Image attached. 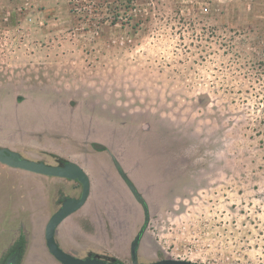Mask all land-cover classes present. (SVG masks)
I'll list each match as a JSON object with an SVG mask.
<instances>
[{"label": "rangeland", "instance_id": "1", "mask_svg": "<svg viewBox=\"0 0 264 264\" xmlns=\"http://www.w3.org/2000/svg\"><path fill=\"white\" fill-rule=\"evenodd\" d=\"M0 146L87 172L56 231L74 256L131 262L144 216L114 158L147 205L140 263L264 264V0H0ZM0 169V264L20 229V264H59L44 227L80 184Z\"/></svg>", "mask_w": 264, "mask_h": 264}, {"label": "water", "instance_id": "2", "mask_svg": "<svg viewBox=\"0 0 264 264\" xmlns=\"http://www.w3.org/2000/svg\"><path fill=\"white\" fill-rule=\"evenodd\" d=\"M93 148L98 151H104L105 146L102 144L94 143ZM117 163V166H122L113 158ZM0 164L12 169L21 170L27 173L40 175L49 178H60L69 181H76L81 185V195L79 198L66 197L61 207L56 210L44 227V242L45 247L50 256L59 264H124L110 255L105 254H88L84 258L74 256L64 251L56 240L57 228L62 224L69 216L80 210L88 201L91 193V181L87 172L77 163L58 158L55 164H47L42 161L32 160L20 157V155L14 151H11L5 147L0 146ZM121 178L127 180L129 183L127 187L136 197L140 203L145 202L142 195L136 189V186L132 183L128 175L122 170ZM144 211H147L146 204H143ZM139 235L136 236L131 245V251L133 253L132 264L139 263L136 255L138 251ZM4 264H18V258L16 256L8 259ZM147 264H199L185 260L176 259H161L149 262Z\"/></svg>", "mask_w": 264, "mask_h": 264}, {"label": "crops", "instance_id": "3", "mask_svg": "<svg viewBox=\"0 0 264 264\" xmlns=\"http://www.w3.org/2000/svg\"><path fill=\"white\" fill-rule=\"evenodd\" d=\"M0 172L1 169H0ZM0 177V210L3 209L4 207H6V203L4 202V199L6 200V198H8L7 200L9 201V206L10 207V202H11V192L12 195H14V200L16 199V195H17V183L15 179H11L10 175H7ZM5 187L8 188V192L4 191ZM8 194V195H5ZM13 199V197H12ZM33 199L30 198V203H32ZM32 206V205H31ZM14 207L16 208V200L14 202ZM33 207V206H32ZM0 222H1V231H5V230H10L11 226H15L17 223V215H16V211H14V213L10 214V211L7 213H5V216L2 218L0 217ZM32 222H34V217L32 216ZM37 230V229H36ZM38 231V230H37ZM30 254V252L28 253V255Z\"/></svg>", "mask_w": 264, "mask_h": 264}, {"label": "flooded vegetation", "instance_id": "4", "mask_svg": "<svg viewBox=\"0 0 264 264\" xmlns=\"http://www.w3.org/2000/svg\"><path fill=\"white\" fill-rule=\"evenodd\" d=\"M112 161V165H113V167H114V169H115V171L118 173V175H119V177L121 178V172H122V168L121 167H119V166H117V163L112 159L111 160ZM121 180L123 181V183L126 185V187H127V184L129 183L127 180H124V179H122L121 178ZM81 186V185H80ZM128 188V187H127ZM92 189V188H91ZM136 189H137V187H136ZM128 190L130 191V189L128 188ZM138 190V189H137ZM139 192V191H138ZM130 193L132 194V196H133V198H134V200H135V202H137L139 205H140V207H141V209H142V211H143V216H144V218H143V224H142V226H141V228L139 229V231H138V233H137V235L136 236H138L139 235V240H138V249H139V245H140V241H141V237H142V235H143V229H144V227H145V220L148 218V210L145 212L144 211V207H142L143 206V204H146L145 202H143V203H140V202H138L137 201V199H136V197L133 195V193L130 191ZM91 194V193H90ZM80 195H81V192H80V194L78 195V196H66V197H72V198H79L80 197ZM59 200H58V204H59V207H58V209L61 207V205H62V203H63V201H64V199L66 198L65 196H62V195H59ZM87 203V202H86ZM86 205V204H85ZM84 205V206H85ZM83 206V207H84ZM82 207V208H83ZM146 207H147V205H146ZM81 208V209H82ZM57 209V210H58ZM61 225V224H60ZM135 236V237H136ZM131 245H132V243H131ZM137 253H138V251H137ZM137 253H136V255H137ZM88 254H91L90 252L89 253H87V255ZM93 254V253H92ZM86 255V256H87ZM13 256H16L17 257V254H15V253H13V254H11L6 260H5V262L8 260V259H10L11 257H13ZM85 256V257H86ZM129 257H130V264H132V259H133V253H132V251H131V246H130V251H129ZM84 258V257H83ZM119 261V260H118ZM4 262V263H5ZM121 262V261H120ZM4 263H2V264H4ZM58 263V262H57ZM123 263V262H122ZM140 263V262H139ZM125 264V263H124Z\"/></svg>", "mask_w": 264, "mask_h": 264}, {"label": "trees", "instance_id": "5", "mask_svg": "<svg viewBox=\"0 0 264 264\" xmlns=\"http://www.w3.org/2000/svg\"><path fill=\"white\" fill-rule=\"evenodd\" d=\"M27 246H28V239L26 233L24 230L20 229L17 238L15 239L14 244L11 247L14 251L13 253L17 254L18 264L21 263L25 255V251L27 250Z\"/></svg>", "mask_w": 264, "mask_h": 264}]
</instances>
